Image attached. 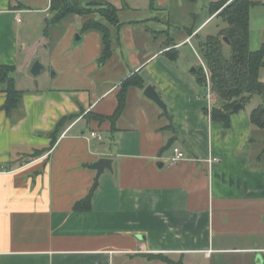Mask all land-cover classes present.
I'll return each mask as SVG.
<instances>
[{"label": "crops", "instance_id": "obj_1", "mask_svg": "<svg viewBox=\"0 0 264 264\" xmlns=\"http://www.w3.org/2000/svg\"><path fill=\"white\" fill-rule=\"evenodd\" d=\"M220 1H105L121 21L111 27L105 63L102 34L82 32L86 18L73 15L51 59L56 81L25 89L20 76L44 41L30 45L27 22H47L52 0H0V65H14L18 88L28 90L8 112L0 87V264H239L241 257L264 264V158L254 146L264 130L253 129L244 110L231 115L228 130L212 120L220 101L207 98L194 74L204 65L201 32L219 17L211 5ZM254 1L257 50L264 0ZM135 75L145 85L128 87L112 121L118 93ZM149 84L171 120L144 94ZM71 115L50 148V132ZM176 146L186 159L171 164ZM102 157L113 159V170L97 181L89 165ZM88 195L91 208L75 210Z\"/></svg>", "mask_w": 264, "mask_h": 264}, {"label": "trees", "instance_id": "obj_2", "mask_svg": "<svg viewBox=\"0 0 264 264\" xmlns=\"http://www.w3.org/2000/svg\"><path fill=\"white\" fill-rule=\"evenodd\" d=\"M154 0H152V4ZM254 0H222L211 5V13H217L227 23L216 35H208L197 45L198 51L209 71L211 88L220 101V105L213 104L210 115L212 120L223 122L225 130L231 127V115L229 111L237 104L244 106L255 94L262 97L261 103L251 111L250 119L255 128L264 130V76L261 73L264 67V45L253 50L250 47V12ZM52 11L54 16L51 21L60 23L73 15L85 17L82 32L97 31L102 34L103 50L99 57L100 63H105L113 52L112 26L121 23L119 9L112 3L104 2L102 6H88L78 0H52ZM49 20H47L48 22ZM192 32V30H190ZM227 36L230 43L223 37ZM173 45L170 40L166 47ZM225 45H230L231 55H224ZM169 53L178 55L176 49L168 50ZM14 65H0V87L6 92L7 111L17 109L22 104L24 91L19 89L16 83ZM196 81L207 90L208 76L203 65L195 69ZM130 85H145L144 80L135 75L129 77L122 85L118 93V105L115 112L107 117L115 121L125 107L126 93ZM74 116H64L50 132L52 138L50 148L61 135L68 120ZM45 150H37L34 155H40ZM261 157V154H259ZM92 195L77 201L74 209L86 211L91 208ZM169 262V261H168ZM170 264H184L182 262L170 261Z\"/></svg>", "mask_w": 264, "mask_h": 264}, {"label": "rangeland", "instance_id": "obj_3", "mask_svg": "<svg viewBox=\"0 0 264 264\" xmlns=\"http://www.w3.org/2000/svg\"><path fill=\"white\" fill-rule=\"evenodd\" d=\"M79 2L91 6L88 3L91 1H97V2H101V5H96V6H102L104 4L105 1L107 0H78ZM89 1V2H87ZM95 6V5H94ZM95 6V7H96ZM52 13V17L54 16V12ZM52 17H49V21L48 22H44V19L42 20L43 23L31 19L29 20V22H27V24L31 23V25L29 26V28H27L28 33H27V39H30L31 46L34 45L36 42L34 41H39L40 39L44 38V41L41 42L38 46H37V50L35 51L34 55H35V59L33 64L35 63L36 60H40L41 63L43 64V69L42 72L34 75L31 71V69L29 71H26V73H23L20 76L21 79V85L23 88H43L46 87L47 85H51L53 82L56 81V76H53L54 72H56V69L54 68V66L51 63V59L55 54L56 48L60 43V39L62 37V34L69 29V23L71 22V18L65 19L64 21L60 22V23H54L51 21ZM72 17V16H70ZM227 26L226 21L221 17H217L212 23H210L209 25H207V27H205V29L202 30L201 34H202V38H206L208 35H216L218 34L221 29H223L224 27ZM80 33H76L74 36V43L78 44L80 41L77 40V35H79ZM203 39V40H204ZM33 43V44H32ZM224 55L229 57L231 55V47L230 45H225L224 47ZM203 64L206 66L204 60H203ZM202 65V64H201ZM33 66V65H32ZM50 69L49 73L48 70ZM39 82V84H38ZM25 93L28 92V90H24ZM262 101V97L258 94H255L251 97V99L246 103V105L244 106V108L240 109V110H244V112H246V114H250L251 111L254 109V107H256L257 105H259V103H261ZM239 110V111H240ZM253 129H257V128H253ZM259 130V129H258ZM255 135V134H254ZM253 135V136H254ZM260 143V144H259ZM254 146L257 148H260L259 153L261 154V156H263L264 158V139H257L256 144H254ZM236 240L234 239L233 242H235ZM237 244H242L243 243L241 241L236 242ZM238 262L239 264H253V261H251L250 258L247 257H241L238 258Z\"/></svg>", "mask_w": 264, "mask_h": 264}, {"label": "water", "instance_id": "obj_4", "mask_svg": "<svg viewBox=\"0 0 264 264\" xmlns=\"http://www.w3.org/2000/svg\"><path fill=\"white\" fill-rule=\"evenodd\" d=\"M91 6H96V5H101V2H97V1H91L88 3ZM77 39L80 40L81 39V35H77ZM223 39L227 42L230 43V40L227 36H224ZM43 64L41 63L40 60H36L35 63L32 66V73L34 75H37L41 72V70L43 69ZM144 94L152 99L165 113V115L171 120L170 116H169V109H168V105L167 103L163 100V98L160 96L159 92L156 90V88L149 84L146 86L145 90H144ZM244 108V105L242 103H237L230 111V114H233L237 111H239L240 109ZM225 134V132H224ZM113 159L110 157H102L99 160H97L96 162H94L93 164H90L89 166L95 170H97V175H96V180H99V177L101 176V174L105 171V169H110L113 170ZM161 165V164H160ZM261 263V262H260Z\"/></svg>", "mask_w": 264, "mask_h": 264}, {"label": "built area", "instance_id": "obj_5", "mask_svg": "<svg viewBox=\"0 0 264 264\" xmlns=\"http://www.w3.org/2000/svg\"><path fill=\"white\" fill-rule=\"evenodd\" d=\"M18 21H21V19L19 18ZM203 66H204L206 73H207V76H208L206 96L209 100L212 101L214 99V93H213L212 88H211V83H210V79H209V71L207 70L205 65H203ZM91 136H96V132H91ZM184 159H186L185 152L178 146L174 147V155L170 158V163L174 164V163H177V162L184 160Z\"/></svg>", "mask_w": 264, "mask_h": 264}]
</instances>
